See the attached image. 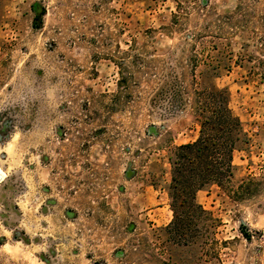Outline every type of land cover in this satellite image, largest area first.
<instances>
[{"label": "rangeland", "instance_id": "1", "mask_svg": "<svg viewBox=\"0 0 264 264\" xmlns=\"http://www.w3.org/2000/svg\"><path fill=\"white\" fill-rule=\"evenodd\" d=\"M206 26L240 127L173 225L201 118L160 86ZM0 176V264H264V0H0Z\"/></svg>", "mask_w": 264, "mask_h": 264}, {"label": "trees", "instance_id": "2", "mask_svg": "<svg viewBox=\"0 0 264 264\" xmlns=\"http://www.w3.org/2000/svg\"><path fill=\"white\" fill-rule=\"evenodd\" d=\"M177 23H174L176 25ZM206 26L202 31H196L187 37L192 43L188 47L181 46L182 54L187 58V65L178 62L180 74H167L160 86V102L168 100L178 109L187 105L190 110L199 116L201 135L193 143L183 144L176 148L174 160V187L185 197L178 206L173 205L174 222L180 219L178 208L186 207L191 210H202L195 203V192L206 183H215L219 186L225 177L231 176L232 150L235 135L239 132V120L233 116L227 105L224 91L212 87V91L197 88L195 68L205 63L211 48L214 46L204 38ZM188 42V41H187ZM187 66L191 70L187 71ZM190 74L192 84H185V75ZM242 235L249 240L245 230Z\"/></svg>", "mask_w": 264, "mask_h": 264}, {"label": "water", "instance_id": "3", "mask_svg": "<svg viewBox=\"0 0 264 264\" xmlns=\"http://www.w3.org/2000/svg\"><path fill=\"white\" fill-rule=\"evenodd\" d=\"M0 179H1V176H0Z\"/></svg>", "mask_w": 264, "mask_h": 264}]
</instances>
